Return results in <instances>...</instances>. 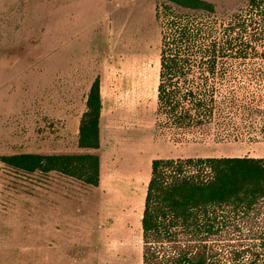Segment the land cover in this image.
Instances as JSON below:
<instances>
[{
	"label": "rangeland",
	"instance_id": "1",
	"mask_svg": "<svg viewBox=\"0 0 264 264\" xmlns=\"http://www.w3.org/2000/svg\"><path fill=\"white\" fill-rule=\"evenodd\" d=\"M220 19L248 0H208ZM161 0H0V155L96 153L100 182L0 169V264H142L155 159L264 157V135L159 128ZM99 78L100 148L78 146Z\"/></svg>",
	"mask_w": 264,
	"mask_h": 264
},
{
	"label": "trees",
	"instance_id": "2",
	"mask_svg": "<svg viewBox=\"0 0 264 264\" xmlns=\"http://www.w3.org/2000/svg\"><path fill=\"white\" fill-rule=\"evenodd\" d=\"M159 128L214 126L223 136L264 135V0L228 20L208 0H161ZM100 80L88 92L78 146L100 148ZM25 173L100 182L96 153L0 155ZM142 264H264V157L155 159L141 217Z\"/></svg>",
	"mask_w": 264,
	"mask_h": 264
}]
</instances>
